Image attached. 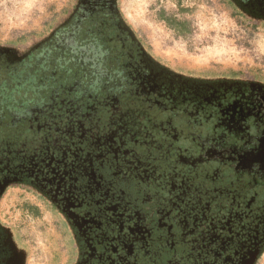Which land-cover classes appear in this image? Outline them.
Returning <instances> with one entry per match:
<instances>
[{"label": "flooded vegetation", "instance_id": "af4514ba", "mask_svg": "<svg viewBox=\"0 0 264 264\" xmlns=\"http://www.w3.org/2000/svg\"><path fill=\"white\" fill-rule=\"evenodd\" d=\"M229 1L252 6L258 16L264 17V0ZM117 4L118 0H79L68 23L42 42L25 49L0 42V200L10 187L23 186L60 213L75 248L71 264H132L151 237L162 239L163 230L170 229L175 238L176 228L183 221L165 211L166 192L161 196L163 210L157 209L154 214L149 207L143 210L136 206L119 182L123 181L121 172H134L136 164L148 161L143 158L146 154L139 153L140 141L122 152L106 149L115 162L106 158L109 154L105 149L96 152L79 146L63 154L55 152L54 159L49 151L45 160H25L42 149L33 140L29 143L33 151L31 148L32 152L24 153L23 140L29 132L21 124L26 118L22 114L24 106L29 105L25 101L37 98L41 82H79L61 74L58 79L49 77V55L56 53L57 47L66 46L62 44L68 43L69 50L81 49L83 54L118 55V62L135 76L128 82L156 81L154 78L167 75L134 38ZM193 82L195 85L189 87L174 80L160 82L165 94L157 97L168 107L166 111L156 109V103L148 107L151 118L176 133V138L170 139L174 148L167 162L181 170V177L195 181L202 173L206 180L216 179L234 194L223 214L224 222L219 219L225 233L214 236L230 245L223 261L217 263L258 264L264 253V84L240 80ZM214 174L219 176L215 178ZM212 216L217 220V214ZM234 229H241L242 234H230ZM0 249V264H27L28 252L21 234L1 214Z\"/></svg>", "mask_w": 264, "mask_h": 264}, {"label": "trees", "instance_id": "16d2710c", "mask_svg": "<svg viewBox=\"0 0 264 264\" xmlns=\"http://www.w3.org/2000/svg\"><path fill=\"white\" fill-rule=\"evenodd\" d=\"M232 5L240 13L264 24V17L258 16L252 6L236 3ZM170 25L175 26L173 23ZM67 44H62L66 45L63 48L57 47L59 52L49 55L51 64L49 62L48 67L52 71L49 77L58 79L61 74L66 79L79 82H41L42 88L36 93L37 98L24 100L25 104H29L24 106L22 114L26 118L21 121L25 129L29 130L23 140L24 153L33 151L29 144L33 140L42 147L39 152L34 151L27 155L26 162L36 157L45 160V154L49 151V157L54 159L55 152L63 154L62 151H71L76 146L84 150L95 149L96 152L103 149L122 152L126 147L129 150V146L140 141L139 153L141 156L146 154L143 158L148 161L136 164L134 172L126 175L121 172L123 181L119 182L136 206L143 210L149 207L154 214L157 209L163 210L161 196L166 192L168 200L165 211L170 217L174 215L183 221L179 222L176 228L178 232L175 238L167 228H164L167 231L163 230L162 239L151 237L140 250L139 258L136 256L132 264L222 262L230 245L225 239L215 240L214 236L225 233L219 219L223 221V214L228 210V203L233 202L234 194L222 182L216 183L213 178L206 180L202 173L195 177V181L188 180L186 176H183L186 177L184 179L181 177V170H176L167 162L170 149L174 148L170 139H175L176 133L169 132L166 125L155 122L148 107H153L155 103L158 110L166 111L168 107L165 100L158 99L165 94L159 86L160 82L174 80L178 82L177 85L185 82L183 85L189 87L195 85L193 81L200 79L207 81L200 82L201 84H213L214 80H240L264 84V80L244 79L236 74L197 78L166 67L151 56L152 62L164 67L167 75L154 78L156 81L148 79L149 82H128L135 76L124 67L125 64L118 62V55L101 56L90 52L83 54L81 49L69 50ZM62 78L64 77H59ZM122 80L125 81L121 82ZM153 91L156 92L148 96ZM30 101L34 103L30 104ZM106 154H109L106 158L109 157L115 162L112 152L108 151ZM218 176L219 174L213 175L215 178ZM214 214H217V220L213 219ZM262 217L264 219V213ZM217 228L221 230L217 231ZM231 232L233 235L242 234L241 229ZM251 232L256 233L254 230ZM165 233H168L167 236Z\"/></svg>", "mask_w": 264, "mask_h": 264}, {"label": "rangeland", "instance_id": "374dc122", "mask_svg": "<svg viewBox=\"0 0 264 264\" xmlns=\"http://www.w3.org/2000/svg\"><path fill=\"white\" fill-rule=\"evenodd\" d=\"M78 2L0 0V42L23 49L42 42L68 23ZM116 7L147 54L166 67L197 78L264 80V24L229 0H118ZM0 214L21 234L27 264L72 263L75 248L65 219L34 190L10 187Z\"/></svg>", "mask_w": 264, "mask_h": 264}, {"label": "snow or ice", "instance_id": "6c2138e0", "mask_svg": "<svg viewBox=\"0 0 264 264\" xmlns=\"http://www.w3.org/2000/svg\"><path fill=\"white\" fill-rule=\"evenodd\" d=\"M0 251H2V249H0Z\"/></svg>", "mask_w": 264, "mask_h": 264}]
</instances>
